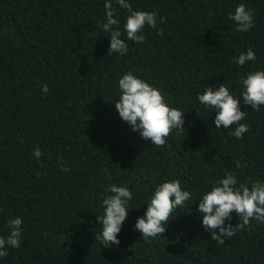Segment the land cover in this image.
<instances>
[{
	"label": "trees",
	"instance_id": "obj_1",
	"mask_svg": "<svg viewBox=\"0 0 264 264\" xmlns=\"http://www.w3.org/2000/svg\"><path fill=\"white\" fill-rule=\"evenodd\" d=\"M105 3L0 0V236L9 234V220L23 221L20 247L6 248L0 264H264V224L251 221V230L217 244L197 211L225 172L239 182L264 181V106L254 111L239 95L241 77L264 70V0H128L158 14L140 44L127 40V10L111 0L125 56H109V33L99 27ZM241 3L254 15L245 33L229 19ZM249 48L255 61L231 63ZM127 72L185 113L184 132L173 130L163 148L115 109ZM220 83L246 111L241 123L249 131L239 140L235 124L215 128L216 110L197 99ZM176 179L192 200L173 212L163 235L145 242L134 225L155 187ZM110 184L128 187L133 198L119 245L105 247L95 240L102 231L96 217ZM238 222L232 213L225 226Z\"/></svg>",
	"mask_w": 264,
	"mask_h": 264
},
{
	"label": "clouds",
	"instance_id": "obj_2",
	"mask_svg": "<svg viewBox=\"0 0 264 264\" xmlns=\"http://www.w3.org/2000/svg\"><path fill=\"white\" fill-rule=\"evenodd\" d=\"M116 3L128 13L123 25L127 40L143 43L146 39L143 34L145 27H157V12L134 10L128 0H116ZM105 9L106 22L99 27L109 33V56L114 53L125 56L128 53V44L125 39H121L120 21L114 16L115 9L111 0H106ZM229 19L235 23L236 31L240 33L248 32L254 27L253 12L243 3L235 7L234 14L230 13ZM165 20V17H159L160 23ZM256 59L255 52L249 48L246 53L233 57L231 63L242 68L247 62ZM241 85L243 90L239 95L243 103L254 111H260L264 106V70L246 73L241 77ZM118 88L120 96L114 106L119 117L133 131L139 132L144 140L150 141L157 148H163L167 143L166 138L173 130H176L177 135L184 132L185 113L170 107L158 88L136 77L132 72L125 73L118 80ZM42 92H48L47 85L42 86ZM241 98L230 94L229 88L223 83L218 87H207L197 96L199 103L206 109L216 110L215 128L228 129L236 125L231 135L237 140L249 131V125L241 123L246 117V111H241L240 108ZM33 155L39 159L42 152L37 148ZM236 167H242L239 160L236 161ZM105 192L111 194L102 200L103 214L96 217L102 231L95 235V240L102 246L111 247L120 243L117 234L128 216V204L133 196L128 187L115 184L106 186ZM191 200L192 194L182 189L178 179L159 184L149 198L144 216L137 219L135 230L141 233L145 242L150 243L152 239L165 233V225L170 221L173 212ZM197 211L202 216V226L211 233V239L217 244H224L236 232L251 230V221L264 224V181L239 182L235 172H225L211 190L201 196ZM232 213L237 215L239 222L235 226L231 223L225 226V221L231 220ZM22 222L20 217L8 221L9 234L7 237L0 236V258L8 256L6 248L20 247Z\"/></svg>",
	"mask_w": 264,
	"mask_h": 264
}]
</instances>
